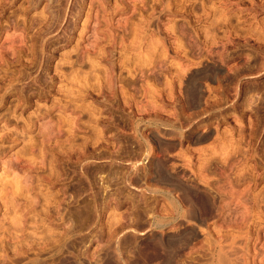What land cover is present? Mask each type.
Masks as SVG:
<instances>
[{
  "label": "rangeland",
  "instance_id": "374dc122",
  "mask_svg": "<svg viewBox=\"0 0 264 264\" xmlns=\"http://www.w3.org/2000/svg\"><path fill=\"white\" fill-rule=\"evenodd\" d=\"M0 264H264V0H0Z\"/></svg>",
  "mask_w": 264,
  "mask_h": 264
},
{
  "label": "bare ground",
  "instance_id": "6f19581e",
  "mask_svg": "<svg viewBox=\"0 0 264 264\" xmlns=\"http://www.w3.org/2000/svg\"><path fill=\"white\" fill-rule=\"evenodd\" d=\"M190 95V94H189ZM192 98V97H191ZM192 106V105H191ZM197 106V105H196ZM207 137V136H206ZM197 138H198V136H197ZM203 139V138H202ZM205 139V138H204ZM197 140V139H196ZM197 142V141H196ZM204 207V206H203ZM204 209V208H203ZM202 211H204V210H202ZM206 214V213H205ZM207 216V215H206ZM112 263V262H111Z\"/></svg>",
  "mask_w": 264,
  "mask_h": 264
}]
</instances>
